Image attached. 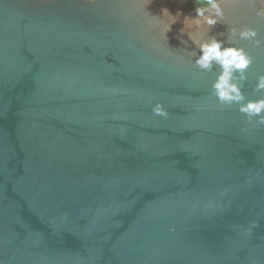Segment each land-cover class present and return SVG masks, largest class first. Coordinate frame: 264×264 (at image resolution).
I'll return each mask as SVG.
<instances>
[{
  "label": "water",
  "instance_id": "95a60500",
  "mask_svg": "<svg viewBox=\"0 0 264 264\" xmlns=\"http://www.w3.org/2000/svg\"><path fill=\"white\" fill-rule=\"evenodd\" d=\"M221 7L182 33L187 0H0L3 264H264V125L188 54L242 48L241 104L264 99V15Z\"/></svg>",
  "mask_w": 264,
  "mask_h": 264
},
{
  "label": "clouds",
  "instance_id": "9594fccd",
  "mask_svg": "<svg viewBox=\"0 0 264 264\" xmlns=\"http://www.w3.org/2000/svg\"><path fill=\"white\" fill-rule=\"evenodd\" d=\"M87 2L95 4L97 0H87ZM193 2L196 5L195 16L184 18L183 28L181 29L182 33H185V27L189 26V22L195 25V29L197 30L204 26H207L210 30L225 19V12L221 7V4L225 0H193ZM232 2L236 3L237 0H232ZM147 3H151V0H147ZM260 5L259 14L264 15V0H260ZM178 16L180 14L173 16L167 9H163L161 18H154H166L169 31L171 26L177 23ZM228 32L232 37L238 36L241 40H251V38L256 36V32L248 27L242 30H238L236 27H229ZM188 37L191 40V36L189 35ZM192 42L198 48L199 55H197L196 51L188 52V54L195 57L194 63L196 66L201 70H211L215 64L221 69L216 82L212 85V94L219 100L220 105L231 106L233 103H236L239 105V112L246 114L249 123L255 117L257 124L264 125V115L261 114L264 111V99L256 102H248L246 105L241 104L244 97L240 89L243 87V81L246 79L243 73L251 63V58L247 57L242 48L225 47V41L217 40L215 37L208 38L202 42L194 40ZM260 43L261 41L259 40L255 41L257 46ZM237 72L240 73L238 77L235 75ZM257 79V88L264 89V75L258 76ZM237 80L239 83L236 82ZM152 112L154 115L163 118H167L169 115L164 106L159 103L152 108ZM0 264H3V262L0 261Z\"/></svg>",
  "mask_w": 264,
  "mask_h": 264
},
{
  "label": "trees",
  "instance_id": "16d2710c",
  "mask_svg": "<svg viewBox=\"0 0 264 264\" xmlns=\"http://www.w3.org/2000/svg\"><path fill=\"white\" fill-rule=\"evenodd\" d=\"M187 2H188V4H190L191 6H193L195 8L196 5L194 4L193 0H187Z\"/></svg>",
  "mask_w": 264,
  "mask_h": 264
},
{
  "label": "flooded vegetation",
  "instance_id": "af4514ba",
  "mask_svg": "<svg viewBox=\"0 0 264 264\" xmlns=\"http://www.w3.org/2000/svg\"><path fill=\"white\" fill-rule=\"evenodd\" d=\"M174 1V0H173ZM190 5V4H189ZM191 6V5H190ZM191 8L195 11V8L193 6H191Z\"/></svg>",
  "mask_w": 264,
  "mask_h": 264
}]
</instances>
